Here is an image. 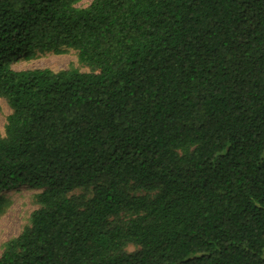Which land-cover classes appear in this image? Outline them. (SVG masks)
I'll return each instance as SVG.
<instances>
[{"label": "trees", "instance_id": "obj_1", "mask_svg": "<svg viewBox=\"0 0 264 264\" xmlns=\"http://www.w3.org/2000/svg\"><path fill=\"white\" fill-rule=\"evenodd\" d=\"M81 1L0 0V264H264V0Z\"/></svg>", "mask_w": 264, "mask_h": 264}, {"label": "rangeland", "instance_id": "obj_2", "mask_svg": "<svg viewBox=\"0 0 264 264\" xmlns=\"http://www.w3.org/2000/svg\"><path fill=\"white\" fill-rule=\"evenodd\" d=\"M91 2L92 0H82L75 7L86 8ZM11 69L14 71L48 69L53 72L76 69L80 72H87L86 68L78 64L76 53L69 49L61 55L44 53L38 54L32 60L20 58L11 65ZM10 113L6 101L0 99V137H4L6 119ZM39 193L40 191L36 189L20 187L2 194L5 206L0 214V254L4 244L16 238L28 225L30 215L38 208L36 196ZM73 194H81V191H75ZM133 251L135 248L132 246L126 248L128 253Z\"/></svg>", "mask_w": 264, "mask_h": 264}]
</instances>
